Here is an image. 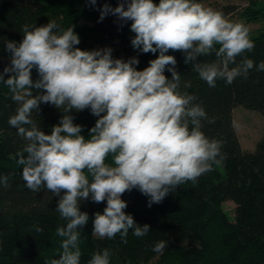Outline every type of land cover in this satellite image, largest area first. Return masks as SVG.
<instances>
[{"label": "clouds", "instance_id": "obj_1", "mask_svg": "<svg viewBox=\"0 0 264 264\" xmlns=\"http://www.w3.org/2000/svg\"><path fill=\"white\" fill-rule=\"evenodd\" d=\"M96 2L89 0L92 6ZM108 14L131 22L134 49L158 53L146 67L138 69L135 56L114 58L110 47H77L75 26L65 29L54 19L44 25L26 23L20 42L4 41L9 64L0 71V82L17 104L8 123L25 141L12 158L22 167L29 190L43 189L58 197L56 211L65 221L56 229L62 238L58 258L46 264H81L80 230L89 221L81 201H106L103 212L94 213L93 235L113 239L119 234L127 243L130 230L143 237L150 226L138 225L125 212L127 201L121 198L125 192L138 189L151 207L222 164V141L202 131L206 112L194 102V95L181 90L170 50L183 53L184 63H191L210 87L218 79L230 85L237 77L247 78L253 67L264 71V61L255 65L244 55L255 46L250 29L198 0H119L115 7L106 2L100 19ZM213 53L215 60L201 61ZM190 87V82L184 83L185 89ZM41 103L63 113L50 133L32 118ZM85 109L97 117L87 139L71 114ZM109 156L111 163L106 162ZM8 181L9 176L0 175V185L7 187ZM166 244L159 241L153 250L161 251ZM110 257L108 248L97 249L87 264H110Z\"/></svg>", "mask_w": 264, "mask_h": 264}, {"label": "trees", "instance_id": "obj_2", "mask_svg": "<svg viewBox=\"0 0 264 264\" xmlns=\"http://www.w3.org/2000/svg\"><path fill=\"white\" fill-rule=\"evenodd\" d=\"M106 2L115 7L119 0H97L95 6L89 0H0V71L9 61L4 41L18 43L23 38L24 24L44 25L50 19L65 29L75 26L80 37L77 47H110L114 58L127 60L135 56L139 59L136 67L143 69L158 53H142L132 47L134 34L128 33L129 22L122 23L112 14L101 20L100 8ZM256 4L259 3L252 0L243 12L249 20L264 17V4ZM236 9L235 5H226L220 11L228 16ZM250 38L255 46L244 55L258 65L264 61V33ZM168 54L176 58L181 90L194 95V102L206 112L202 131L210 139L222 141L224 160L195 183L180 185L151 207L148 197L138 189L125 192L121 197L127 201L125 212L138 225L150 226L143 237H136L130 230L127 243L119 234L113 239L93 235L94 213L103 212L106 201H81V211L89 215L88 224L80 230L81 264H87L95 250L104 248L111 252L110 264H264V135L255 150H245L233 122V109L238 105L258 110L264 117V71L253 67L247 78L237 77L230 85L218 79L215 87H210L191 63H184L183 53L170 50ZM200 59L212 61L216 57L213 53ZM240 60L237 57V63ZM165 75L171 78L167 69ZM32 78L37 79L35 69ZM185 82H190L191 87L185 89ZM16 108L9 89L0 82V175L9 176L8 186L0 185V264H46L58 258L62 238L56 235V229L65 221L56 211L58 197L43 189L29 190L21 175L22 167L12 158L25 144L17 129L8 123ZM71 114L87 139L97 117L89 109L73 110ZM62 115L55 106L41 103L40 112L33 111L32 118L50 133ZM106 162L111 163V156ZM226 200L235 203L233 219L223 208ZM159 241L167 242L166 247L154 251Z\"/></svg>", "mask_w": 264, "mask_h": 264}, {"label": "rangeland", "instance_id": "obj_3", "mask_svg": "<svg viewBox=\"0 0 264 264\" xmlns=\"http://www.w3.org/2000/svg\"><path fill=\"white\" fill-rule=\"evenodd\" d=\"M254 2L259 3L256 4L257 6L264 4V0H254ZM201 3L218 11L223 6L235 5L237 7L236 11L225 16L226 19L244 23L250 29L249 35L264 33L263 16H258L257 20H249L248 16L244 14L245 10L252 5V0H204ZM130 23L129 21L128 33L134 34L130 31ZM7 64H9V61L5 62L4 66ZM4 66L1 70H3ZM233 122L242 148L251 151L255 150L257 142L264 135L263 114L258 110L238 105L233 109ZM223 208L227 215L233 219L235 216V203L232 200H226L223 203Z\"/></svg>", "mask_w": 264, "mask_h": 264}]
</instances>
